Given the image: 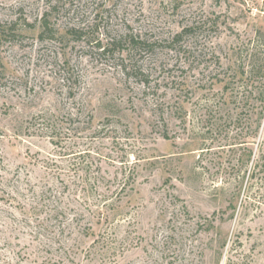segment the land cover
Wrapping results in <instances>:
<instances>
[{"label":"rangeland","instance_id":"1","mask_svg":"<svg viewBox=\"0 0 264 264\" xmlns=\"http://www.w3.org/2000/svg\"><path fill=\"white\" fill-rule=\"evenodd\" d=\"M258 38L264 0H0V264H264Z\"/></svg>","mask_w":264,"mask_h":264},{"label":"trees","instance_id":"2","mask_svg":"<svg viewBox=\"0 0 264 264\" xmlns=\"http://www.w3.org/2000/svg\"><path fill=\"white\" fill-rule=\"evenodd\" d=\"M49 17H50V12L49 11H47L42 16L40 36L42 38H45L47 36V38L55 39V38H57L58 31L56 29H54V27H52L51 21H50ZM189 30H192V27H188V28L185 27L182 32L177 33V35L175 36L176 37L175 40L178 41L179 38L182 37L183 33L184 32H187ZM67 33L76 36V38H81V37H83L86 34L83 28H78V27H70L67 30ZM131 38H132L131 40H132L133 44L136 45V46L143 45V44L146 43L144 40H139V39H136V38H133V37H131ZM118 42H120V41H118ZM254 47H255L256 50H253L250 53V55H251L250 59H251V61H252L253 58H254V60H256L257 57H258V59L255 61V64H254L252 70H255L256 67H257L258 68L257 69V74H260V75L263 76L264 75V70L261 71L263 68L261 66V61H259V59L261 60V58H264V56H261V58H260L259 54L262 51H264V38H262L261 41H259V38H258L257 43L254 44ZM261 84H262V86L260 87L259 94H260V97L262 99V101H261L262 103L260 105L261 106V111H260V116L258 118V123H257V125H256V127L254 129L255 137L258 134V131H259L260 126H261V120L264 117V80L262 81ZM225 88H227V83L225 85ZM250 152H251L250 153V156H251L252 155V150H250ZM102 200H104L103 201L104 202L103 203L104 205L101 208L98 207V211H99V214H100V216H99V222H101V218H102L103 213H104L103 209H106L110 205V201H107L108 200V197L107 196H104L102 198ZM108 220H109V216L107 215L105 221L108 222ZM115 248H114V246H113V244L111 242H108L107 240L106 241H103V245L101 246V250H100L101 255L104 258L107 255H114V254H116L115 251H113Z\"/></svg>","mask_w":264,"mask_h":264}]
</instances>
